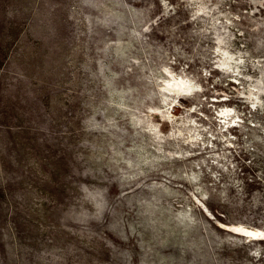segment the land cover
Returning <instances> with one entry per match:
<instances>
[{
    "label": "rangeland",
    "instance_id": "rangeland-1",
    "mask_svg": "<svg viewBox=\"0 0 264 264\" xmlns=\"http://www.w3.org/2000/svg\"><path fill=\"white\" fill-rule=\"evenodd\" d=\"M0 264H264V0H0Z\"/></svg>",
    "mask_w": 264,
    "mask_h": 264
},
{
    "label": "snow or ice",
    "instance_id": "snow-or-ice-1",
    "mask_svg": "<svg viewBox=\"0 0 264 264\" xmlns=\"http://www.w3.org/2000/svg\"><path fill=\"white\" fill-rule=\"evenodd\" d=\"M239 230V229H238Z\"/></svg>",
    "mask_w": 264,
    "mask_h": 264
}]
</instances>
